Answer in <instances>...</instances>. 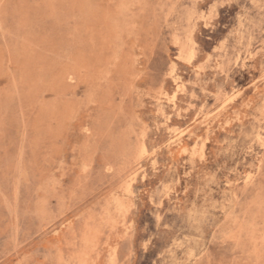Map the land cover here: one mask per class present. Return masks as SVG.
<instances>
[{
    "label": "rangeland",
    "instance_id": "1",
    "mask_svg": "<svg viewBox=\"0 0 264 264\" xmlns=\"http://www.w3.org/2000/svg\"><path fill=\"white\" fill-rule=\"evenodd\" d=\"M0 264H264V0H0Z\"/></svg>",
    "mask_w": 264,
    "mask_h": 264
}]
</instances>
